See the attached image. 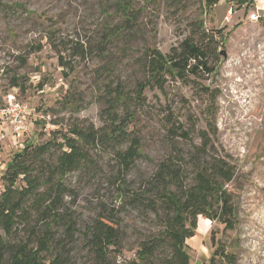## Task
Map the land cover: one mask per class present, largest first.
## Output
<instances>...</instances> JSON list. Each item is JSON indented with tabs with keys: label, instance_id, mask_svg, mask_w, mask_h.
<instances>
[{
	"label": "rangeland",
	"instance_id": "1",
	"mask_svg": "<svg viewBox=\"0 0 264 264\" xmlns=\"http://www.w3.org/2000/svg\"><path fill=\"white\" fill-rule=\"evenodd\" d=\"M207 1L0 0V106L11 93L29 107L27 131L1 144L2 179L27 144H44L53 132L65 133L73 124L101 128L106 84L121 82L135 97L138 84L147 79L148 49L170 55L187 38L198 42L205 31L221 42L218 51L227 53L226 58L219 53L216 71L196 82L167 77L163 90H147L130 125L141 138L142 158L119 181L113 155L93 150L97 165L67 176L72 192L66 200L81 230L103 205L121 207L120 183L137 189L169 153L166 117L172 114L195 144L201 130L216 132V147L238 169L227 186L235 196L238 224L224 231L199 216L189 239L192 264H210L216 249L235 264H264V1L219 0L212 7ZM253 12L258 21L250 20ZM82 46L90 49L86 55L79 53ZM60 57L68 67L60 65ZM14 78L22 88L11 87ZM3 123L0 119V129ZM179 147L188 162L193 147L183 140ZM148 214L128 206L120 214L126 235L117 264H127L140 242L157 232ZM85 254L82 249L80 264H90ZM215 264L227 263L217 257Z\"/></svg>",
	"mask_w": 264,
	"mask_h": 264
},
{
	"label": "trees",
	"instance_id": "2",
	"mask_svg": "<svg viewBox=\"0 0 264 264\" xmlns=\"http://www.w3.org/2000/svg\"><path fill=\"white\" fill-rule=\"evenodd\" d=\"M218 2L208 0L207 6ZM220 43L204 31L198 42L187 38L170 55L148 49L144 63L147 79L138 84L135 97L125 92L121 82L106 84L100 98L105 106L101 128L73 124L65 133L53 132L44 144H27L16 155L3 177L0 195V264H80L82 249L90 264H117L125 250L120 214L126 206L152 215L158 228L140 242L127 264H192L189 239L195 235L199 216L219 223L224 231L236 228L235 196L227 186L237 177V166L216 147V132L201 130L199 144H195L172 114L166 117L169 153L137 189L128 190L120 183L121 207L103 205L93 222L81 230L78 215L66 200L72 192L67 176L97 165L93 150L111 153L120 168L119 181L122 177L124 181L143 155L141 138L130 125L136 107L146 102L145 92L163 90L167 77L196 82L201 74L212 75ZM83 47L79 53L86 55L90 49ZM59 61L63 68L68 67L64 58ZM18 81L14 78L11 87L22 88ZM179 140L194 149L188 162L183 159ZM218 251L210 264H215L217 257L235 264L234 258Z\"/></svg>",
	"mask_w": 264,
	"mask_h": 264
},
{
	"label": "built area",
	"instance_id": "3",
	"mask_svg": "<svg viewBox=\"0 0 264 264\" xmlns=\"http://www.w3.org/2000/svg\"><path fill=\"white\" fill-rule=\"evenodd\" d=\"M232 13V9L228 14ZM251 21H258V12H253L250 15ZM29 114V107L26 103L18 100L14 94L9 93L6 97V103L0 106V119L6 126L0 129V147L1 144L9 137H17L20 133L27 131V120ZM45 119V117H42ZM1 150V149H0ZM3 189V179L0 174V195Z\"/></svg>",
	"mask_w": 264,
	"mask_h": 264
},
{
	"label": "water",
	"instance_id": "4",
	"mask_svg": "<svg viewBox=\"0 0 264 264\" xmlns=\"http://www.w3.org/2000/svg\"><path fill=\"white\" fill-rule=\"evenodd\" d=\"M221 54H222V56H223L224 58L227 57V53H226L225 51H223Z\"/></svg>",
	"mask_w": 264,
	"mask_h": 264
}]
</instances>
